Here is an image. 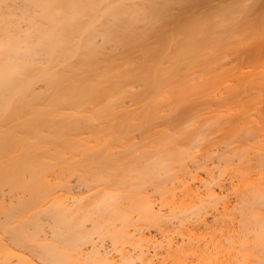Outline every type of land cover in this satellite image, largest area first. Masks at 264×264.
<instances>
[{
    "label": "bare ground",
    "instance_id": "bare-ground-1",
    "mask_svg": "<svg viewBox=\"0 0 264 264\" xmlns=\"http://www.w3.org/2000/svg\"><path fill=\"white\" fill-rule=\"evenodd\" d=\"M264 0H0V264H264Z\"/></svg>",
    "mask_w": 264,
    "mask_h": 264
},
{
    "label": "rangeland",
    "instance_id": "rangeland-1",
    "mask_svg": "<svg viewBox=\"0 0 264 264\" xmlns=\"http://www.w3.org/2000/svg\"><path fill=\"white\" fill-rule=\"evenodd\" d=\"M259 49H264V42L260 45Z\"/></svg>",
    "mask_w": 264,
    "mask_h": 264
}]
</instances>
